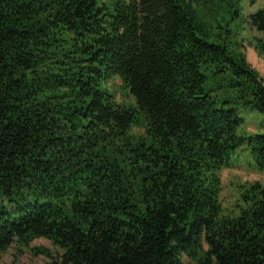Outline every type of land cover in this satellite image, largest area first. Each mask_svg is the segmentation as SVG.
Listing matches in <instances>:
<instances>
[{"label":"trees","instance_id":"obj_1","mask_svg":"<svg viewBox=\"0 0 264 264\" xmlns=\"http://www.w3.org/2000/svg\"><path fill=\"white\" fill-rule=\"evenodd\" d=\"M197 1L0 0V255L45 238L48 264H264V182L220 203L234 154L264 170L239 114L264 115V79Z\"/></svg>","mask_w":264,"mask_h":264},{"label":"rangeland","instance_id":"obj_2","mask_svg":"<svg viewBox=\"0 0 264 264\" xmlns=\"http://www.w3.org/2000/svg\"><path fill=\"white\" fill-rule=\"evenodd\" d=\"M193 7L199 18L207 22L209 34L212 33L218 38L216 41L224 38L228 46L242 44L241 49L245 52L247 61L264 79V59L256 53L252 45V37L258 33L251 27L248 17L264 9V0H198L193 3ZM116 87L117 95L122 96L124 91L119 87V82ZM216 93L222 95L223 90L218 89ZM239 114L243 118L245 130L264 133V115L251 114L245 110H240ZM142 120L143 117L138 115V123ZM142 129L141 125L131 128L132 132L139 133ZM220 178L221 214H235L239 207H244V183L264 182V170L254 169L249 158L244 153L237 152L232 156L230 166L220 171ZM40 250L49 252L53 257L61 253L48 239L36 238L27 246L15 242L9 245L0 255V264H48L51 258ZM182 261L183 264H195L185 255H182Z\"/></svg>","mask_w":264,"mask_h":264}]
</instances>
